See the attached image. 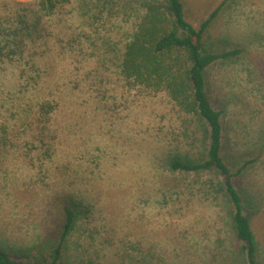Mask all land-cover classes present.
<instances>
[{"label": "rangeland", "instance_id": "obj_1", "mask_svg": "<svg viewBox=\"0 0 264 264\" xmlns=\"http://www.w3.org/2000/svg\"><path fill=\"white\" fill-rule=\"evenodd\" d=\"M149 1L71 0L49 12L40 0H0V246L34 247L68 206L58 264H249L218 172L168 167L205 157L203 121L120 74ZM222 2L184 9L199 27L219 7L204 46L238 50L205 79L264 264V0Z\"/></svg>", "mask_w": 264, "mask_h": 264}, {"label": "trees", "instance_id": "obj_2", "mask_svg": "<svg viewBox=\"0 0 264 264\" xmlns=\"http://www.w3.org/2000/svg\"><path fill=\"white\" fill-rule=\"evenodd\" d=\"M70 1L40 0V4L50 12ZM184 5V0H151L145 4L144 13L124 45L120 74L145 88L165 90L179 109L203 121L208 138L205 157L198 160L185 155L174 156L168 160V167L172 171L214 169L218 172L222 178L220 189L229 203L228 215L237 247L249 264H256L258 244L240 192L233 183L234 175L222 157L221 112L211 103L205 79V69L210 63L233 56L238 50L211 52L204 46V32L219 7L196 27L187 20ZM156 188L162 190L160 184ZM73 223L74 212L66 206L63 218L34 247L0 246V264H58Z\"/></svg>", "mask_w": 264, "mask_h": 264}]
</instances>
